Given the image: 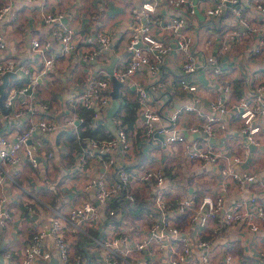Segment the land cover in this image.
Wrapping results in <instances>:
<instances>
[{"label": "built area", "instance_id": "2783aa9c", "mask_svg": "<svg viewBox=\"0 0 264 264\" xmlns=\"http://www.w3.org/2000/svg\"><path fill=\"white\" fill-rule=\"evenodd\" d=\"M32 1V0H31ZM45 4L47 0H33ZM175 5L186 6V12L171 16L168 20L155 21L150 16L156 8L158 0L144 1L142 7H133V18L129 23L127 48L129 57L122 67L113 66L111 70H104L102 75L89 74L82 83L73 84L72 104L73 111L61 118L50 116L53 105L44 100L35 92V85L39 80L46 84L53 82V64L59 55H67L75 49L74 28L64 22V11L44 10V21L51 29L53 38L58 41L59 51L56 52L50 38L42 39L33 36L30 39L32 52L42 58V65L36 71L31 63L19 62L15 56L8 53L0 59V86L8 80L11 74L14 78H22L21 84L7 86L3 102L8 108L6 116L21 119V128L18 130L3 129L0 132V160L11 165H18L27 160L33 167L42 168V181L47 180L48 173L42 166V158L55 157L53 148H47L45 140L36 136L37 131L44 133L59 129L75 130L84 120L80 113L81 108L94 109L92 124L100 117H104L111 102L112 78L127 81L142 66H148L151 72H161V67L173 50L181 52L183 61L182 70L195 72L200 68L207 69L217 87V92L211 98L210 112L203 113L201 120L184 126L180 129V120L183 114L198 111L195 103H187L178 107L164 118L162 110L153 105L156 92L160 84L137 85L138 110L144 117L145 132L149 135L162 134L163 143L167 145L182 142V154L190 160L201 162L208 168H219L225 179L236 182L241 188L253 186L257 192L264 193V176L257 171L239 170L237 164L244 160L245 154L252 144H259V132L264 124V77L252 86L249 92H234L233 80L225 77V69L216 53H201L197 45L194 32H187L190 22L196 23L199 0H169ZM259 9L264 12V0H207L203 12L209 18L208 30L218 29L221 37L218 39V49L231 53L235 46L233 42L244 40L253 42L255 53L264 58V16H253L251 11ZM226 15L224 25L215 20ZM145 16V21L141 17ZM8 17L16 20L17 9L12 1L0 3V18ZM159 24L167 32L163 38L153 32V26ZM98 40L101 45H110L111 39L106 31H100ZM212 40L209 38L208 43ZM7 46V41L0 34V49ZM174 48V49H173ZM99 50L79 54L77 60H88ZM262 62V61H261ZM260 65L261 69H264ZM42 76V77H40ZM40 77V78H39ZM180 83L189 89H196L197 85L190 83L185 77H180ZM176 85L172 82L168 92H174ZM229 111L237 112L244 118L242 127L243 137L238 139L240 151L224 150L211 142L210 138L216 133L217 124L224 125L222 114ZM124 112L113 116L116 134L108 138L88 137L87 143L76 150L75 162L79 168L86 165L88 158L95 154V148H104L107 155L104 157V167L107 169L95 178L88 187H94L93 197L102 206L103 214L97 211V205L91 198L70 205L67 210L59 212L51 222L49 229L39 227L35 229L28 243L25 244L18 264H36L39 259H49L51 251L44 250V243L51 238V245L58 252L62 261L68 262L72 256V241L65 233L71 228L75 233L92 225L94 221H102L112 235L106 239L95 238V242L106 250L105 260L110 264H128L129 257L141 253L152 246L156 250L172 248L173 241L179 243L176 254L170 258V264H182L199 250V264H212L214 244L220 227L231 229L238 224H244L251 230L257 231L264 223V203L256 197L247 201L227 204L225 196L231 191L229 185H224L223 192L213 195L204 194L201 198L184 195L180 201H173L167 195V176L161 168L139 166L129 170L127 166L116 164L114 151L117 147L126 150L130 147V136L124 119ZM158 122V124H157ZM191 134V138L188 135ZM115 171L114 180H108L106 172ZM0 173V182L4 180ZM141 185L152 186L153 191L145 196L150 205L152 223L148 233L139 235L132 245L129 235L120 232L119 221L125 216V208L114 202L127 201L135 204L136 195L133 189ZM171 184V183H170ZM173 183L171 185H175ZM169 185V184H168ZM178 217L185 218L187 226L182 227ZM13 220L12 211L7 207V199L0 197V228L6 230ZM198 228V233L191 242L188 228ZM12 256V253H8ZM224 262L218 264H232L233 254L225 249Z\"/></svg>", "mask_w": 264, "mask_h": 264}, {"label": "crops", "instance_id": "0c3cea01", "mask_svg": "<svg viewBox=\"0 0 264 264\" xmlns=\"http://www.w3.org/2000/svg\"><path fill=\"white\" fill-rule=\"evenodd\" d=\"M4 1H12L17 9V18L16 20L0 18V34L7 41L6 48L0 49V59L9 53L19 62L31 63L35 70L39 71L42 58L31 50L30 39L33 36L42 39L49 37L54 50L59 51L58 41L53 38L51 29L45 24L44 10L62 9L64 22L74 28L75 49L56 58L52 69L53 82L46 84L44 80H39L34 87L36 93L53 105L50 116L61 118L73 111L74 83H82L89 74L102 75L104 70L109 71L113 66L122 67L126 64L129 57L127 33L133 18L132 9L135 6L140 9L143 2L148 0H47L44 5L33 0H0V3ZM199 3L200 14L197 12L196 23L188 24L187 32L196 33L201 53L218 55L225 69V77L234 82V92H249L252 86L264 77V69L260 68V65L263 67L264 58L253 50L257 40L235 41L233 42L235 49L231 53L219 50L217 44L221 34L217 27L213 31L208 30L209 18L203 12L207 0H199ZM184 12H186L184 4L179 6L169 0H158L150 16L155 21L168 20L171 16ZM251 13L253 16L257 14L264 16V12L256 8ZM225 17L226 15L215 20L216 23L224 25ZM141 20L145 21V16H142ZM152 29L155 34L167 38L166 30L159 24H155ZM100 31L109 34L110 45L106 47L101 45L98 40ZM209 38L212 41L208 43ZM94 49L99 51L93 57L88 60H77L79 54L84 52L88 54ZM182 61L181 52L173 50L161 67V72L155 74L145 65L137 70L131 79L122 81L119 85V98L125 106L122 108V105L120 106L119 113L123 111L127 114L126 104L138 102V84H160L156 99L152 103L162 110L164 118H168L174 109L193 102L199 110L183 114L180 129L184 132V126L200 121L203 113L210 112L209 102L217 92V87L207 69L185 72L182 70ZM14 77L13 74L9 77L8 87L17 85L18 80L24 81L22 78ZM180 77H185L190 83L196 84L197 88L184 87L180 83ZM172 82L176 88L174 92L169 93ZM115 85L113 77L111 96ZM112 99L113 96L111 102ZM6 112L8 111L0 104V132L3 129L11 131L20 129L21 119L6 116ZM135 112L137 113L135 123L129 126L128 130L130 147L126 150L117 147L114 151L117 165H125L129 170L139 166L161 168L167 176V195L176 202L184 195L198 199L206 193L216 195L223 192L224 185H229L231 191L225 196L227 204L247 201L250 197H256L259 202L264 203V193L257 192L253 186L241 188L236 182L225 179L219 168L210 169L199 161L188 159L182 154L184 147L182 142L166 146L162 134H147L143 114L138 108ZM221 118L224 125L217 124L216 133L210 138L211 142L224 150L240 151L238 139L244 135L241 130L244 118L233 111L222 114ZM99 123L103 124L102 128L105 131L114 133L109 124L110 119L106 115L102 122H99V118L96 120L95 124ZM76 132L72 129H59L58 132L56 130L50 133L36 132V136L45 140L46 147L55 151V157L41 160L48 173L45 181L41 180L42 168L33 167L27 160L18 165L0 160V173L5 175L4 180L0 182V197L4 196L7 199V207L13 214V220L6 230L0 228V264H18L22 250L35 229L39 227L49 229L53 218L59 212L67 210L70 205L91 198L97 205L98 213L103 214L102 206L93 197L94 187L88 186L107 171L104 167L107 151L104 148H95V154L88 158L86 165L79 168L74 160L76 150L87 143L89 136L80 139L79 130ZM188 137L191 138V134ZM259 139L260 143L250 146L244 160L237 164V169L257 171L264 176V124L259 132ZM115 171L106 172L108 180H114ZM152 191V186L145 185L135 186L133 189L135 195L143 198ZM125 211L124 218L118 223V229L129 235L133 245L139 235L148 231L152 223L150 205L149 209H144L139 214L130 209ZM177 221L182 227L187 226L185 218L178 217ZM187 230L193 242L198 228L190 227ZM65 233L72 241L70 260L68 262L61 260L49 237L45 240L44 250L51 251L52 255L49 259H39L36 264H110L105 260L106 250L95 242V238L106 239L112 235L102 219L94 221L92 225L76 233L71 228H66ZM173 242L174 246L171 249L158 251L152 246L130 256L128 264H170V258L176 254L180 246L177 241ZM213 248L212 264L224 262L225 249L234 256L232 264H264V223H261V228L257 231L244 224H238L231 229L220 227ZM10 252L12 256L8 255ZM199 255V250L195 249L192 256L182 264H199Z\"/></svg>", "mask_w": 264, "mask_h": 264}, {"label": "trees", "instance_id": "16d2710c", "mask_svg": "<svg viewBox=\"0 0 264 264\" xmlns=\"http://www.w3.org/2000/svg\"><path fill=\"white\" fill-rule=\"evenodd\" d=\"M22 82L23 81L18 80L17 84H21ZM131 105L128 104V103L126 104L125 110L127 111V114L124 113V115H123L128 128H129V126H133L134 123H135V118L137 117V113L135 112V109L138 106V102L132 101ZM123 106H125V105H122L121 108ZM94 111H95L94 109L81 108L80 113L82 115H84V120H82L78 124V130H79L80 139H83V138H85L87 136L96 137V138H108L110 135L113 134L109 130L105 131L102 128V125H103L102 123L90 124V122L92 120V116L94 115ZM118 112H119V110L117 111V113ZM76 133H78V132H76ZM118 204L122 205L125 208V210L126 209H130L136 214L141 213L144 209H149V204L145 200V197L144 198L143 197H139L138 195H136V201H135V204H133V205L131 203L127 202V201H123L122 203L114 202L113 206L117 207Z\"/></svg>", "mask_w": 264, "mask_h": 264}, {"label": "water", "instance_id": "95a60500", "mask_svg": "<svg viewBox=\"0 0 264 264\" xmlns=\"http://www.w3.org/2000/svg\"><path fill=\"white\" fill-rule=\"evenodd\" d=\"M198 13L200 14V11L198 9ZM114 80L116 82V85H115V88L112 92V96H113V99H112V102L111 104L108 106L107 108V112H106V116L110 119V127L113 128V131L114 133L116 134V131H115V127H114V124H113V116L117 113V111L119 110L120 106L122 105V100H120L119 98V85L122 84V81L119 80L118 78L114 77ZM8 86V80H6L1 86H0V104L3 106V108L5 109V111H8V108L5 106L4 102H3V99H4V96L6 94V88ZM103 121V117H100L99 118V122H102ZM58 132V130H57ZM162 138H164L163 135H161Z\"/></svg>", "mask_w": 264, "mask_h": 264}]
</instances>
